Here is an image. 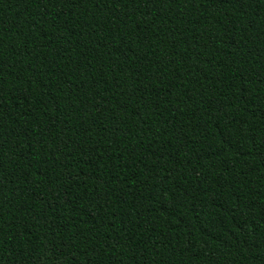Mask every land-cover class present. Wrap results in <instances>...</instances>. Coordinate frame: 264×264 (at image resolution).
I'll return each mask as SVG.
<instances>
[{"label": "trees", "instance_id": "trees-1", "mask_svg": "<svg viewBox=\"0 0 264 264\" xmlns=\"http://www.w3.org/2000/svg\"><path fill=\"white\" fill-rule=\"evenodd\" d=\"M0 264H264V0H0Z\"/></svg>", "mask_w": 264, "mask_h": 264}]
</instances>
